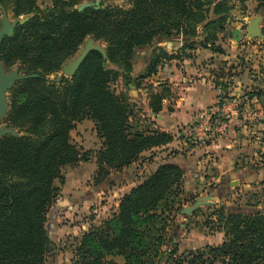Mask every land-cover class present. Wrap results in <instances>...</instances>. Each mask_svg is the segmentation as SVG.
Returning a JSON list of instances; mask_svg holds the SVG:
<instances>
[{
	"label": "trees",
	"instance_id": "1",
	"mask_svg": "<svg viewBox=\"0 0 264 264\" xmlns=\"http://www.w3.org/2000/svg\"><path fill=\"white\" fill-rule=\"evenodd\" d=\"M84 1L91 0H50V7L40 9L39 0H0L13 19L31 16L3 39L0 63L6 71L16 66L24 76L37 75L16 83L8 95L4 122L18 136L0 138V264H45L47 213L59 191L54 183L62 182L65 167L91 160V153H79L70 142L76 123L91 120L102 141L93 154L95 185L124 171L142 153L173 141L169 133L133 127L136 105L111 90L118 72L110 65L122 69L127 92L131 86L136 93L138 84L131 81L155 75L161 58H187L185 51L195 46L224 53L217 42L227 29L231 0H131L128 9L101 5L78 12ZM252 1L256 11L264 10V0ZM87 38L103 44L106 66L93 51L71 78L49 81ZM157 38L170 46L178 40L183 44L172 55L165 48L155 49L159 54L152 52L135 71L136 50L150 47ZM151 87L146 89L148 108L157 115L169 91ZM182 177L178 166L159 165L119 200L111 217L82 235L72 264H115L110 260L115 256L124 264H264L261 211L230 213L221 206L216 224L225 240L219 246L182 256H177L176 244L161 250L168 226L164 209L170 203L181 206Z\"/></svg>",
	"mask_w": 264,
	"mask_h": 264
},
{
	"label": "crops",
	"instance_id": "2",
	"mask_svg": "<svg viewBox=\"0 0 264 264\" xmlns=\"http://www.w3.org/2000/svg\"><path fill=\"white\" fill-rule=\"evenodd\" d=\"M231 1L234 9H237L238 5L244 9L248 6L247 2L252 0L242 4L238 0ZM240 11L241 14H236L233 22L228 15L227 29L218 36L217 43L221 45L223 54L195 46L193 50L185 51L189 57L180 56L179 60L165 61L157 68L155 77L152 76L148 83L151 84L153 91L161 89L169 91L157 115L150 113L146 94H141L138 90L134 93L131 86L129 87L130 91L127 93L130 102L136 105L131 121L140 129L165 132L173 136L171 143L142 153L141 158L149 156L145 164H142L146 173L137 179L132 175L131 167L123 173L111 174L101 184L94 185L90 181L95 171V163L93 161L85 163V177L73 180L70 185L62 188L50 209L53 220L62 221L78 211L85 212L87 216L94 205L106 199L105 193L110 194V198L123 193L119 197L121 198L145 175L164 163L178 166L183 172V180L193 179L191 184L198 188H206V183H213L215 186L218 184L219 189L214 193L218 198L230 193V183L249 182L258 178L251 166L262 165L257 151L262 150L264 146V110L261 107L264 101V84L263 87L259 86L260 82L256 81L258 79L247 76L240 67L231 69L233 75L227 74L233 57L231 52L236 50L238 45L246 52L250 49L248 47L250 41L246 37L238 43L232 40L233 31L241 30L240 25L246 23L247 15L244 13H248ZM182 44L183 42L178 40L176 45L170 46L165 40L155 39L150 47L136 50L134 70L146 64L153 50L165 48L166 53L172 55ZM223 62H227L225 67ZM256 87L263 90L257 91ZM211 108H217L219 111L212 120L213 131L205 133L203 141L194 140L199 134L195 118L202 111ZM89 124L93 126L92 123ZM254 133L262 136V141L252 142V138H258L252 135ZM83 181L85 186L81 185ZM111 182L116 184L115 188L112 187L117 189L116 192L109 191ZM118 203L119 199L113 202L112 212L117 210ZM100 209H105V206Z\"/></svg>",
	"mask_w": 264,
	"mask_h": 264
},
{
	"label": "rangeland",
	"instance_id": "3",
	"mask_svg": "<svg viewBox=\"0 0 264 264\" xmlns=\"http://www.w3.org/2000/svg\"><path fill=\"white\" fill-rule=\"evenodd\" d=\"M84 2H88V1H84ZM93 2L94 0H91L88 3H93ZM130 3L131 0H100V6L106 5L105 7L112 6L120 9H128L130 7ZM247 3L248 6H245L244 9H241V6L239 5L237 6V9H234L233 7L232 11L229 12L230 21L233 22V18L236 16V14L237 15L241 14L240 10H243L244 12L246 11L248 14L244 13V15H247L246 16L247 19H246V23L240 25L242 32H245L249 20L259 14H261L260 26L261 28H263L264 10L256 11L255 10L256 3L253 1H248ZM50 4H51L50 0H39L38 3L40 9H47L48 7H50ZM6 14L9 20H14L12 18L10 10L6 11ZM25 17L23 16L20 18H25ZM233 26H235V24ZM198 29L199 28H197V30ZM247 40L250 41L248 46L250 49H248V52H246L244 49L241 50L240 48L241 45H238L237 49L231 52L232 53L231 55L233 57L232 60H230L231 65L227 74L233 75L231 73V69L232 68L236 69L235 67H240L241 69H243V71L246 73L247 76L256 77L258 79L256 81L258 83L260 82L259 86L263 87L262 85L264 84V80H263L264 79V43L258 39L255 40L247 39ZM97 43L101 44V46L103 47V44L101 42H97ZM82 48L83 45L79 47L77 53L70 59H74L82 51ZM153 52L154 55L159 54V52L155 50ZM173 60H179V59H173ZM160 62L162 64L165 61L164 59L161 58ZM223 63H224L223 67H225V64L227 62H223ZM109 67L118 72L117 80L110 84L111 90L114 91L116 95L120 93L123 94L125 97H127L129 104H132V102H130V97L127 93L126 83L122 76V69L114 65H110ZM15 68L18 69V67L16 66H13L11 69H15ZM236 73L237 72H234V74ZM19 74L22 75L20 71ZM223 74H225V72H223ZM60 77H62L61 68L57 73L49 75L48 79L49 81L54 82L56 79H59ZM151 77H149L147 80L146 79L132 80L130 84L131 85L138 84L137 90L139 91V93L146 94V96L148 97V93L150 90L147 91L146 89L151 87V84L148 83ZM153 77L155 76L153 75ZM258 87H256L255 90L259 91L260 88ZM262 90L263 88L260 89V92ZM10 91H8L7 93V100ZM261 107L264 110V101L261 104ZM133 113H135V108L132 109V114ZM2 123L7 126V124L4 121ZM89 123L93 124V122L89 119H84L81 122L76 123L74 129L70 131L69 137L71 144L76 147L79 153L81 154H85V152L91 153L92 154L90 157L91 160L88 162L93 161L95 163V158L93 154L101 149L102 141L96 135L94 124L92 126ZM132 124L135 129L140 130V128L135 123L132 122ZM252 135L254 136L256 135L258 137L256 139L252 138L253 140L252 142L262 141L261 140L262 136L259 137V134L254 133ZM257 156L260 159V161H262L261 162L262 165L251 166V169L257 174L258 178H254L249 182H243V183L241 181L238 182L234 181L232 186L229 185L230 193L225 197L218 198L214 196L215 191L219 189L218 184L215 186L213 183H209V184L206 183V188L203 187L198 188V186L191 184L193 182V179L188 178L189 184H187L188 181L186 179L183 180L182 177L181 190L178 193V199L181 202V206H179L177 203H170L168 205V208L164 209V215L167 217L168 226L165 227L166 246H163L161 250H165L166 247L170 246L171 244H176L178 248L177 256H182L188 252L203 250L206 247L219 246L225 240L224 233L217 231V224H216L217 223L216 212L221 206L224 207L225 212H230V213H237V212L247 213L250 211L264 212V146L262 150L258 149ZM141 157L138 160L141 161L140 163L137 161L128 167V168L132 167L131 173L137 179L141 178L142 174L146 173L144 166L142 164H145L146 159L149 156L147 157L145 156L143 158ZM88 162L81 161L74 167H65L62 170V182L60 183V181H55L54 183L59 191L55 200L50 205L47 213V222L45 224V229L47 232V236H49L50 245L46 250L45 264H72V261L75 257L74 256L75 249L79 245L82 235L90 227L98 226L103 221L111 217V215L116 212V211L112 212L114 209L113 202L117 201V199L120 200L125 195L124 194L121 198H119L123 193H118L113 195V198H110V194L105 193L106 199L101 200L97 205H94L87 216H85V212L81 213L80 211H78L72 214L70 217H65L62 221L58 222L57 219L53 220V213H50L51 212L50 209H52L53 204L55 203L57 197L59 196L62 188L67 187L68 184L70 185V182L73 180H77L85 177V163ZM128 168H126L125 170H127ZM95 171H96V164H95ZM95 171L90 181L93 184H94L93 177ZM121 173H123V171ZM117 174L120 173H115L113 175H117ZM147 175H145L143 179ZM81 185L85 186V182L83 181ZM113 186L115 188L116 184L114 182H111V185L109 184L108 189H110L109 191L116 192L117 189L112 188ZM203 196H212L214 199L213 204L200 207L197 211L193 212V214L189 217H183L179 214L181 209H183L184 207L192 206L196 200H198ZM102 206H105V209H100ZM182 219L184 220L183 223H182ZM110 260L113 261L115 264H124L123 258L119 256L111 257ZM214 264H221V263L216 262Z\"/></svg>",
	"mask_w": 264,
	"mask_h": 264
},
{
	"label": "water",
	"instance_id": "4",
	"mask_svg": "<svg viewBox=\"0 0 264 264\" xmlns=\"http://www.w3.org/2000/svg\"><path fill=\"white\" fill-rule=\"evenodd\" d=\"M104 5L103 7H105ZM87 8H94L99 9L100 7V0H94L93 3L83 2L79 6L76 7V10L78 12L83 11ZM31 16L20 18V19H14L9 20L6 14V10L4 6L0 3V45L4 38H9L13 35L14 29L18 25H23L28 21V19ZM260 20H261V14L255 16L254 18L250 19L245 32H241L239 29H235L232 33V40L234 43H238L243 37H246L250 40H261L264 43V34L262 32V28L260 26ZM97 52L101 55L103 64L102 66H106V50L104 47L101 46V44L95 42L93 38H87L83 44L82 51L74 58L69 59L65 62L64 65L61 67V73L62 77L59 79H56V82H60L62 78H71L75 72L78 70V68L81 66L85 58L90 52ZM37 75H30V76H24L19 74V70L17 68L11 69L9 71H6L3 64L0 63V138L4 136H12L17 137L18 133L10 127H7L2 122L4 121L8 109L9 104L7 100V93L10 91L15 83L28 79V78H36ZM233 182L230 183V186H232ZM213 197L212 196H203L195 201V203L190 207H184L181 209L179 214L183 217H189L193 214V212L197 211L200 207H204L210 204H213ZM49 238V236H47Z\"/></svg>",
	"mask_w": 264,
	"mask_h": 264
},
{
	"label": "built area",
	"instance_id": "5",
	"mask_svg": "<svg viewBox=\"0 0 264 264\" xmlns=\"http://www.w3.org/2000/svg\"><path fill=\"white\" fill-rule=\"evenodd\" d=\"M219 113L217 108L207 109L202 111L195 118L196 121V130L198 131V135L194 138V140L203 141L205 139V133L212 132L213 130V117L217 116Z\"/></svg>",
	"mask_w": 264,
	"mask_h": 264
}]
</instances>
